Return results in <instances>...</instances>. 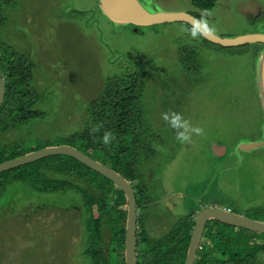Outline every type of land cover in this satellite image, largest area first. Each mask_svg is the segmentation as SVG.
Here are the masks:
<instances>
[{
	"label": "rangeland",
	"instance_id": "rangeland-1",
	"mask_svg": "<svg viewBox=\"0 0 264 264\" xmlns=\"http://www.w3.org/2000/svg\"><path fill=\"white\" fill-rule=\"evenodd\" d=\"M64 1L23 0L8 12L11 18L6 15L4 41L22 50L29 46L40 56L43 66L33 77L41 91L36 107L44 114L18 126L15 140L8 132L0 140L22 147L68 142L66 135L82 126L85 103L100 94L105 78L124 67L133 70L137 61L149 74L143 101L149 103L158 136L144 170L155 177L160 216L173 222L214 204L264 221V110L254 55L262 44L221 48L178 22L139 26L138 32L133 24H114L99 9L90 19L93 30L83 32L77 25L76 31L75 24L62 21L52 28L48 19ZM95 1L70 0L78 8L93 7ZM140 1L150 11H198L224 37L264 33V0H215L206 11L191 0ZM28 23L33 26L29 36L23 32ZM180 43L197 45L203 62L197 75L180 70ZM174 113L200 131L186 133L187 141L177 139L184 129L172 126ZM250 144L257 146L244 149ZM17 184L0 199V207H11L0 211V264H90L83 258V222L75 220L79 194L30 192L28 203L25 185ZM259 260L264 264V250Z\"/></svg>",
	"mask_w": 264,
	"mask_h": 264
},
{
	"label": "trees",
	"instance_id": "trees-1",
	"mask_svg": "<svg viewBox=\"0 0 264 264\" xmlns=\"http://www.w3.org/2000/svg\"><path fill=\"white\" fill-rule=\"evenodd\" d=\"M22 1L0 0V75L5 83V95L0 104V134L8 132L11 137H15L18 126L43 117L44 114L41 107H36L40 90L34 86L36 81L33 77L43 66L38 61L40 56L30 53L29 46L22 50L15 43L4 41L8 37L4 33L7 16L11 18L8 15L11 14L10 10H14ZM191 1L205 11L215 5V0ZM71 5L70 0H65L62 9L53 8L54 16L48 19L52 28H56L58 22L62 21L69 26L75 24L78 29L76 31L79 28L83 32L93 30L90 19L99 6L96 4V8H78ZM190 13L208 26L203 14L198 11ZM29 23L23 26L26 27L23 32L27 35L33 30ZM179 23L186 25L189 33L212 43L189 23ZM19 35L22 37L21 33ZM263 47L264 44L255 48V57ZM178 59L180 70L187 75H197L202 69L203 62L196 44L180 43ZM133 62V70L124 67L119 73L105 78L100 94L85 103L82 126L68 133L65 137L68 142L61 144L81 150L130 181L137 199L136 264H184L195 224L193 214L197 212L180 215L173 222L165 219V214V220L159 214L162 210L158 211V203L155 201L158 194L155 177L144 170L154 156L155 137L158 136L154 134L155 120L148 108L149 103L143 101L149 74L145 66ZM106 132L111 134L108 144L103 142ZM14 137L11 139L15 140ZM46 145L22 147L18 143L9 145L0 140V162ZM17 183L25 185L23 187L28 198H32L29 197L30 192L37 195L68 192L79 194L82 204L75 205L78 211L75 220H82L86 232L83 258L90 264H125L127 198L116 183L77 158L64 154L50 155L0 172V199ZM121 205L126 207L119 209ZM4 209L10 211L11 207H0V211L4 212ZM118 220L120 223L117 224ZM159 223L160 228H157ZM263 250V233L211 218L205 225L194 264H260L259 255ZM236 259L240 262L234 261Z\"/></svg>",
	"mask_w": 264,
	"mask_h": 264
},
{
	"label": "water",
	"instance_id": "water-1",
	"mask_svg": "<svg viewBox=\"0 0 264 264\" xmlns=\"http://www.w3.org/2000/svg\"><path fill=\"white\" fill-rule=\"evenodd\" d=\"M100 7L104 15L117 25L133 24L137 26H151L167 22H187L192 25L208 41L225 46H240L249 43L264 44V33L255 32L241 34L235 37H224L213 32L208 26L188 11H150L140 0H100ZM258 63V88L262 98L264 110V49H260L256 57ZM5 95V83L0 75V104ZM257 145L250 144L244 149H252ZM55 154L69 155L101 173L116 183L127 198V223L125 234V264H136V229H137V202L130 181L111 167L95 160L81 150L67 144L46 146L14 158L0 162V172L21 166L43 157ZM215 218L224 223L246 228L264 234V222L246 216L225 207L206 206L196 214L184 264H194L197 250L203 236L207 221Z\"/></svg>",
	"mask_w": 264,
	"mask_h": 264
},
{
	"label": "clouds",
	"instance_id": "clouds-1",
	"mask_svg": "<svg viewBox=\"0 0 264 264\" xmlns=\"http://www.w3.org/2000/svg\"><path fill=\"white\" fill-rule=\"evenodd\" d=\"M163 118L167 121V120H169V115L167 113H165ZM171 123H172L173 127H178V128L184 129V132H180L177 134V139L181 140L182 142L187 141L189 139V136L186 133H188L190 130L200 131V130H196V129H191L189 122L182 120V117L179 114H175V113L172 114ZM110 139H111V134L106 132L104 137H103V142L105 144H108L110 142ZM228 209H230V208H228ZM195 218H196V215H195Z\"/></svg>",
	"mask_w": 264,
	"mask_h": 264
},
{
	"label": "flooded vegetation",
	"instance_id": "flooded-vegetation-1",
	"mask_svg": "<svg viewBox=\"0 0 264 264\" xmlns=\"http://www.w3.org/2000/svg\"><path fill=\"white\" fill-rule=\"evenodd\" d=\"M96 4L99 6V9H100V12H101L102 10H101V7H100V0H96V1H95V5H96ZM97 5H96V6H97ZM96 6H95V7L93 6V7H90V8H96ZM94 10H95V9H94ZM92 12H93V11H91V13H92ZM102 13H103V12H102ZM136 27H137V26H136ZM30 199H31V198H27V199H26V200H27L26 202L29 203V201H31ZM230 210H232V209L230 208Z\"/></svg>",
	"mask_w": 264,
	"mask_h": 264
},
{
	"label": "crops",
	"instance_id": "crops-1",
	"mask_svg": "<svg viewBox=\"0 0 264 264\" xmlns=\"http://www.w3.org/2000/svg\"><path fill=\"white\" fill-rule=\"evenodd\" d=\"M224 152V151H223ZM214 204H209V206H213ZM230 208V207H229ZM190 211H192V210H189L188 212H190ZM197 211H199V210H197ZM195 213V212H194ZM241 214H243V213H241Z\"/></svg>",
	"mask_w": 264,
	"mask_h": 264
}]
</instances>
